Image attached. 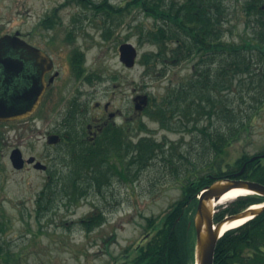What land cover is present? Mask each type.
Returning a JSON list of instances; mask_svg holds the SVG:
<instances>
[{
	"label": "rangeland",
	"instance_id": "374dc122",
	"mask_svg": "<svg viewBox=\"0 0 264 264\" xmlns=\"http://www.w3.org/2000/svg\"><path fill=\"white\" fill-rule=\"evenodd\" d=\"M109 1L123 8V15L119 18L116 12L112 15L113 21L119 22V25H111L113 33L109 40L101 37L100 16L92 17L86 9L84 13L82 3L71 0H0V27L3 31L19 30L25 38L32 34L27 39L51 52L58 65L65 63L70 50L83 52L86 72H96L100 77L93 83L82 78L75 83L70 81V89L78 85L85 93L82 100H85L86 114H99L94 106L95 101L103 103L109 100L111 109L118 108L127 115H134L132 97L136 93L153 92L161 97L167 85L190 72V61L170 64L165 76L159 71L145 72L140 58L145 51L154 47L144 43L141 38L144 35L140 33L139 27H152L153 18L146 16L140 6H133L138 0ZM225 1L223 35L228 41L238 42L251 31L245 28L249 16L245 13L244 5L248 1ZM127 2L131 5L126 6ZM55 8V27H38L46 15L53 14ZM74 13V19L78 20L81 27L73 32L75 39L69 43L64 40L65 33L79 27L73 21ZM35 24L36 31L33 29ZM123 41L133 43L138 50L136 64L131 68L124 67L118 58L117 48ZM257 78L255 76L253 80ZM249 81V75H241L233 91L229 92L239 118L249 119L247 131H241L239 139L235 138L228 149L226 156L231 160L242 152L254 154L264 148V102L260 104L253 100L257 93L253 86L247 87ZM223 93L228 94L226 90ZM42 114L41 121L26 118L8 122L4 127V156H0V243L10 251L11 259L7 262L0 259V264H115L124 261L121 258L126 249L140 242L146 233L145 217L163 215L181 196V181L171 170L174 165L157 156L144 166L135 180L128 182L119 177L113 168L108 184L102 185L100 189L92 188L83 200L71 203L59 194L50 209L39 213L36 211V198L43 188L46 171L35 170L27 165L15 169L8 155L13 147H19L25 155L33 154L48 164V152L54 151L51 144L46 143L44 133L60 121V116L55 111H44ZM133 118L130 125L136 127L139 123ZM175 118L169 119L171 126L177 125ZM142 121L146 123L148 133L157 140L165 137L176 143L173 149L168 148V153L173 154L172 162L176 163L179 170L195 172L196 165L197 170L202 172L200 165L205 159L203 146H198L199 143L195 141L201 137L193 136V133L179 129V126L175 129L160 127L159 122L151 118L142 117ZM203 122L206 123L204 118ZM214 124L218 128L223 121L215 119ZM141 134L144 132L133 129L132 141L135 142ZM180 139L182 144L179 147L192 161L191 164L176 156L179 150L177 141ZM52 154L55 155L54 161L63 166L58 172L59 179L68 174L67 163L59 162L64 154ZM127 160L115 161L117 170ZM126 168L131 172L129 167ZM57 188H61V185L58 184ZM229 202L217 208H223ZM95 207L104 220L99 226L87 231L79 221L94 212Z\"/></svg>",
	"mask_w": 264,
	"mask_h": 264
},
{
	"label": "trees",
	"instance_id": "16d2710c",
	"mask_svg": "<svg viewBox=\"0 0 264 264\" xmlns=\"http://www.w3.org/2000/svg\"><path fill=\"white\" fill-rule=\"evenodd\" d=\"M247 1L244 6L249 18L245 28L251 31L238 42L228 41L223 35L225 0H138L133 4L140 6L154 21L152 27H139L144 43L154 47L140 58L145 72L163 74L170 64L190 61V72L169 84L161 97L153 93L145 113L158 121L160 127L175 129L179 126V129L201 137L195 141L198 146H203L202 172L196 165L195 172L179 170L172 162L173 154L168 153V148L173 149L176 143L165 138L158 141L143 135L135 142L120 143L117 137H113V140L87 148L76 142L78 147L71 144L62 156L68 174L53 181L47 179L37 195L36 211L50 209L59 194L71 203L83 200L92 188L100 189L108 184L113 168L123 180L133 181L146 164L161 156L174 165L171 170L181 181V196L163 215L145 217L146 236L127 248L121 258L124 261L115 264H194V229L188 223L192 221L197 193L215 179L225 177L264 184V156H259L264 153V148L254 154L242 152L232 160L226 156L231 143L235 138L239 139L241 131H247L249 124V119L239 118L229 98V92L233 91L241 75L250 76L249 86H246H253L256 90L257 96H253V100L260 104L264 102V0ZM130 5V2L126 3V6ZM93 7L104 11L100 17L102 36H109L110 26L113 23L119 25L113 21L112 15L116 12L119 18L123 9L106 4H94ZM77 64L79 69L82 65L80 54ZM255 76H258L256 81L253 80ZM168 114L178 116L177 125H170ZM215 119L223 121L221 127L215 126ZM135 129L145 130V126L139 123ZM181 141L178 140L176 156L191 164L179 147ZM253 155L256 157L251 159ZM126 158L127 162L120 171L117 170L115 161ZM58 184L61 188H57ZM263 200V196L256 194L240 196L220 208L215 220ZM103 220V215L95 210L79 223L89 231ZM0 259L6 262L11 259L10 251L2 243ZM213 264H264V211L221 235L215 247Z\"/></svg>",
	"mask_w": 264,
	"mask_h": 264
},
{
	"label": "flooded vegetation",
	"instance_id": "af4514ba",
	"mask_svg": "<svg viewBox=\"0 0 264 264\" xmlns=\"http://www.w3.org/2000/svg\"><path fill=\"white\" fill-rule=\"evenodd\" d=\"M37 24L34 25L36 31ZM16 31H3L0 27V36L4 34H14ZM28 43L41 49L46 53L50 60L41 58L37 53H31L20 46L9 47L3 50L9 60L15 61L14 58L21 60V67L17 70L13 64H5L4 58L0 62V106L5 103L12 111L25 110L34 103L40 96L38 106L33 114L29 117L35 122L42 120V112L55 111L60 116V121L46 129L45 138L49 134L57 133L60 135V141L51 145L54 151L62 150L66 145L62 142H79L84 144L97 145L105 143L117 137L120 143H126L132 139V125L134 115H127L125 111L115 108L111 109L109 100L101 103L95 101L94 106L99 110V114L89 112L82 98L85 93L78 85L70 89V81L77 82L82 78V74L76 70V65L71 60V50L65 58L64 64H56L51 52L45 50L42 46L27 39L20 33ZM6 65V66H5ZM22 68V69H21ZM21 69V70H20ZM81 76V77H80ZM30 88L31 93L28 97L20 98L18 92ZM92 94L90 93V96ZM133 102V97H132ZM2 111H5L3 107ZM1 113V111H0ZM86 114V115H85ZM89 115V117L87 116ZM138 115V114H137ZM141 116L144 117V107ZM129 122V123H128ZM8 123L0 116V156H4L5 147V124ZM81 126L83 127L81 129ZM62 141V142H61ZM53 153V152H52ZM48 152V165L50 170H54V154ZM29 166V165H27ZM58 172V168L56 169ZM50 177V174L48 175Z\"/></svg>",
	"mask_w": 264,
	"mask_h": 264
},
{
	"label": "water",
	"instance_id": "95a60500",
	"mask_svg": "<svg viewBox=\"0 0 264 264\" xmlns=\"http://www.w3.org/2000/svg\"><path fill=\"white\" fill-rule=\"evenodd\" d=\"M12 39H16L12 37ZM17 40V39H16ZM10 43V36L6 35L0 38V51L5 44ZM12 44L16 45L14 41ZM24 46V45H23ZM28 49L35 51L38 55H43L39 50L32 48L30 46H26ZM119 55L120 59L126 66H133L135 62V58L137 55V50L135 46L130 42H124L119 46ZM139 99L140 102L146 104L147 95H137L135 100ZM35 104V103H34ZM5 111H2V108ZM136 108H141L138 103L136 104ZM34 109V105L27 110H16L12 111L8 108L7 104L0 106V116L5 120H11L16 118H22L32 112ZM58 138L57 135H52L49 137L48 142H54L55 139ZM264 156V155H261ZM10 160L14 168H21L23 164V159L19 148H14L10 153ZM34 160V156H30L27 161L32 162ZM35 168L45 169L46 165L41 163L40 161H36L34 163ZM233 188H241L244 190H248L251 193H256L258 195L264 196V184L247 180V179H230V178H222L216 179L212 183L203 187L198 196L197 206L194 214V227H195V257L197 264H212L213 263V255L215 246L218 238L221 235V228L225 222H231L235 219H250L261 212L264 211V201L256 204L258 206H248L247 208L227 215L218 222H214V205L219 201L221 196L228 190Z\"/></svg>",
	"mask_w": 264,
	"mask_h": 264
},
{
	"label": "bare ground",
	"instance_id": "6f19581e",
	"mask_svg": "<svg viewBox=\"0 0 264 264\" xmlns=\"http://www.w3.org/2000/svg\"><path fill=\"white\" fill-rule=\"evenodd\" d=\"M248 193H250L248 190H244V189H241V188L230 189V190L226 191L221 196V198L219 199V201L217 202L216 205L222 204L224 202H228L230 200H233V199L237 198L240 195L242 196V195H245V194H248ZM253 206L255 207V206H258V205H253ZM245 220H246V218L235 219V220H233L231 222H225L222 225L221 232H224L225 230H227L229 228L235 227V226L243 223Z\"/></svg>",
	"mask_w": 264,
	"mask_h": 264
}]
</instances>
